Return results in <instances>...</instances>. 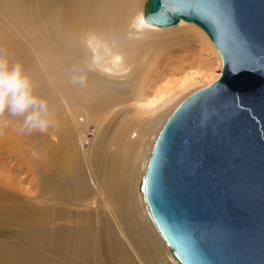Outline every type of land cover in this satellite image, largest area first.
<instances>
[{
    "label": "bare ground",
    "instance_id": "6f19581e",
    "mask_svg": "<svg viewBox=\"0 0 264 264\" xmlns=\"http://www.w3.org/2000/svg\"><path fill=\"white\" fill-rule=\"evenodd\" d=\"M144 3L0 0V55L10 64L23 66L34 94L47 102L53 121L44 133L26 134L11 131L19 130L22 117L4 116L9 124L0 129V171L10 176L16 169L26 173L33 183L37 181L39 198L0 189V226L9 228L0 233V264H50L52 254L64 255L71 264H173L136 199L138 168L154 145L150 138L155 128L169 113L158 116L154 107L173 90L155 99L147 98L146 90L164 56L171 61L172 49L183 47L175 56L180 61L170 63L173 72L187 63L208 66L204 57L209 54L222 60L208 35L194 24L147 25ZM137 17L143 21L140 30L132 28ZM88 32L102 35L113 53L123 56L125 74L87 70L91 53L84 36ZM192 47L195 51L189 50ZM82 73L87 76L85 83L74 82L73 77ZM191 76L182 85L190 84ZM126 95L134 98L119 103L118 98ZM129 102L133 105L116 125L113 139L88 148L81 131L92 120L103 125L107 114L96 117L101 106L110 112L117 104ZM37 140L36 164L31 158L37 157ZM25 144L31 155L26 154ZM8 155L15 165H8ZM13 177L14 183L24 181ZM69 216L75 225H68ZM49 220L55 228L46 226ZM25 244L37 245L39 250Z\"/></svg>",
    "mask_w": 264,
    "mask_h": 264
},
{
    "label": "water",
    "instance_id": "95a60500",
    "mask_svg": "<svg viewBox=\"0 0 264 264\" xmlns=\"http://www.w3.org/2000/svg\"><path fill=\"white\" fill-rule=\"evenodd\" d=\"M143 17L195 24L222 60L158 134L145 210L179 264H264V0H145Z\"/></svg>",
    "mask_w": 264,
    "mask_h": 264
},
{
    "label": "rangeland",
    "instance_id": "374dc122",
    "mask_svg": "<svg viewBox=\"0 0 264 264\" xmlns=\"http://www.w3.org/2000/svg\"><path fill=\"white\" fill-rule=\"evenodd\" d=\"M189 24L193 25V23H189ZM156 28H158V27H156ZM189 50L195 51L194 47H192ZM181 51L183 52V47L182 48L180 47V49L179 48L172 49L170 52L171 53L173 52L174 55L171 57V61H168L169 55H168V57L164 56L165 58L162 59L160 66H159V70L155 73L152 81L149 83L151 88H149L150 87L149 86L148 89L146 90L147 95H145V96L149 99H155L162 92H165V91L167 92V91L173 90L171 95H169L165 99V102L163 104L160 102L154 107L155 111H157L156 114L158 116H161V117H163L169 111L168 115L165 117L166 118L165 121L163 122L164 124L167 121V119L171 116V114L177 109V107L188 96H190L195 91H197L203 87H207L209 85H212L216 81V79L218 78V75L220 74V76H221V73H222V62L218 61L216 59V57L214 55H211V54L207 55L208 58H206V56L204 57L205 58L204 60L208 63L207 64L208 66L200 67L198 64L187 63V64H185V68H183V70L173 72L172 67L170 66V63H174V62L178 63L180 61V59H177V57H175V56L182 53ZM167 61H168V63H167ZM197 65H198V67H200V71H199V68L197 67ZM80 71H82V69H80ZM197 72H201L202 74L197 73ZM203 73H205V74H203ZM190 75H192L191 76L192 80H191L190 84H186V85L183 84L182 85V82L184 80H186L187 77H189ZM117 80L120 81L121 79H117ZM118 87L121 88V86H118ZM133 98L134 97L132 95H126V97H122L121 99L120 98H118V99H119V103H121V102H123V100L129 101ZM131 104L133 105L132 102L125 103V105H123V104L118 105L117 104V106L114 109H112L110 112H109V110H107V108L101 106L100 109H102V110H101V112L99 111L100 112L99 114H96V117L101 118V117L105 116V114H107L102 119V120L105 119L103 121V125L99 126V122L101 120L99 122L97 120H92L91 122H89L87 124V127H85L81 131L82 134L84 135L83 140H84L85 145L88 148H90L91 146H93L95 144H99L100 141L103 143L105 141H108L109 139L112 140L114 137V134H115L114 132H115L116 125L118 124V122H120L119 120L121 119L122 115L126 114V110H130ZM163 123L160 124L159 126L157 125V127L155 128V134L153 135V137L150 138L152 141L155 142L160 130L162 129V127L164 125ZM5 128L6 127L0 128V129H5ZM11 131H14V132L17 131L18 132L19 130L16 129V130H11ZM18 137H19V139L22 140V138L20 136H18ZM154 142H153V144H154ZM15 145L17 146L18 144L15 143ZM38 146H39V144H38V140H37V157L31 158V159H35L36 164H37V158H38V153H39V147ZM24 147L27 150L26 154L31 155L30 147L27 144H25ZM54 148L55 147H53L51 150H53ZM150 152H151V150H150ZM150 152L146 155V158H145L146 160H145V162H143L144 165L140 164L141 166L138 168V172H137V188H136L137 189V193H136L137 194L136 195L137 205L139 206L140 211L144 216V220L146 218L145 221H148L150 224H153V226L155 227V231L157 232V234H159V237L161 238L163 244L165 245V250H166L167 256L169 257L171 263L179 264L173 258L171 253L169 252L167 244L165 243L164 239L162 238L161 234L159 233V231L156 228L153 221L150 219V217H149V215L146 212L145 207H144L143 197H142V181H143V177L145 174L147 160L149 158ZM8 156H6V158H5V160L8 162V165H10V166L15 165V161L12 158V156L11 155H8ZM36 169H37V165H36ZM16 170H15V173H17V174H15L13 172L12 176H10L9 174L5 175L0 171V189H4L6 191L7 190H13V191L15 190V192L18 191L17 193L24 194V196L26 195L25 197L30 198V199L39 198V189L36 186L37 181H34L35 183H33L30 178H27L26 173L19 171V170L16 171ZM35 171H37V170H35ZM14 175L15 176L17 175V178L21 177V179L22 180L24 179V181L21 182V184H19L20 180L18 179L19 181L17 180V182L19 185L17 183H14L10 179ZM15 176L13 178H16ZM36 178H37V172H36ZM15 184H16V186H15ZM74 209L75 208H72L73 212L75 210H79L78 208L75 210ZM75 224H76V222L73 220V217L69 216L68 225L73 226ZM46 226L49 227L50 229L52 227L55 228L56 223L53 220H49L46 223ZM8 229L9 228H2V226H0V233L4 234L6 231H8ZM9 240L17 242V239H15V238H10ZM25 246L39 250L37 245L31 246V245L25 244ZM44 253L49 254L48 252H44ZM52 258L53 259L51 260L50 264H71L70 260H68V259L65 260L64 255L60 256L59 254H52ZM89 259L92 260V257H90Z\"/></svg>",
    "mask_w": 264,
    "mask_h": 264
},
{
    "label": "clouds",
    "instance_id": "9594fccd",
    "mask_svg": "<svg viewBox=\"0 0 264 264\" xmlns=\"http://www.w3.org/2000/svg\"><path fill=\"white\" fill-rule=\"evenodd\" d=\"M132 28L140 30L143 21L137 17ZM84 43L91 53V59L86 67L88 71L101 72L110 76H119L127 72L124 58L113 53L108 41L95 32H88L84 36ZM86 74L73 77V81L84 84ZM5 114L10 117H22L19 128L21 133H44L52 125V115L46 101L37 97L33 92V83L25 74L21 64H10L0 55V128H4L9 121L4 119Z\"/></svg>",
    "mask_w": 264,
    "mask_h": 264
}]
</instances>
